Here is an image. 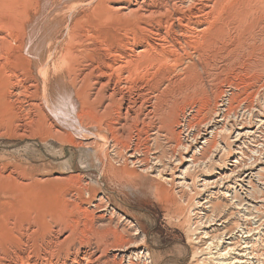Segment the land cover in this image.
<instances>
[{"label":"bare ground","instance_id":"bare-ground-1","mask_svg":"<svg viewBox=\"0 0 264 264\" xmlns=\"http://www.w3.org/2000/svg\"><path fill=\"white\" fill-rule=\"evenodd\" d=\"M67 1L69 0H0V125L3 126V132L17 133L21 121L26 118L27 123L36 124V129L38 126L48 130L49 135H56L58 139L74 143V132L77 131L66 127L69 118L61 116V110L56 108L61 105L62 109H65L62 102L73 97L76 105L72 104L70 109H78L77 115L70 111L68 114L72 113L77 117L75 123L79 124L77 129H80L81 134L93 136V144L99 145L100 140L107 145L112 142L118 157L124 158V154L131 153L124 159L126 164L128 161L133 164L147 162L146 171L153 169V165H150L148 158L140 159L137 154L142 152V146L148 153L152 139L156 143L162 137L175 139L177 148L190 150L191 147H197L199 138L203 135L202 130H205V135L210 136L205 137L202 142V159H196L195 153L193 154L192 164L183 170L185 178L177 175L173 171L174 167L169 168L170 178L163 176L166 169L159 170L158 177L175 187L189 189L187 175L191 172H202L192 179L191 185L195 186L196 191H207L214 185L225 187L228 191L224 193L219 189L218 192H221L235 209L233 216L237 219L230 229L219 236H212L210 242H205V249L208 250L206 254L209 256L207 258H210V264H257L259 259L254 262L251 255L257 257L259 254L254 253V250L247 253V246L242 247L240 241L230 248L222 250L219 247L227 234H231L232 238V234L236 230L240 232L241 229L250 235L264 226L260 204L264 201V195L257 186V183L264 185V167L260 166L261 168L255 171L259 164H264V138L259 135V139L253 140L256 144L250 150L249 163L243 158L246 153L241 150L242 155L235 157L237 161L236 165L230 168L231 173L223 174L221 171H225L230 158L239 153L232 144H241L239 142L243 140L245 143V138L251 134L241 130L254 124V117L259 132L264 136V104L260 106L262 110L256 109L254 104L245 105V111L240 116L242 120L236 116L229 125L235 100V88L230 86L231 89L225 91L219 100L213 116L204 121L203 129H197L196 132L186 130L187 142L189 138L192 139L189 144L178 138L179 131L176 126L185 133L189 124L178 121L175 107L178 95H175V92L170 95L177 84L186 81L192 84L195 93L207 94L202 85L205 77L203 74L210 77L209 71L215 61L226 59L229 55L226 35L222 28L217 27L216 22L226 5L239 0H100L99 7L103 8L99 14L100 21H110L111 30L119 28L115 30L116 34L106 32V40L99 41L100 43L87 42L91 30L85 27V16H76V8L81 4L79 2L87 0H77L78 2L71 6L64 4ZM252 1L247 0L249 4ZM66 7H69L70 12L75 9L68 18L65 16L67 19L52 18L53 10H65ZM239 16L247 19L248 14L240 12ZM41 21L48 22V27L62 23L70 34L68 44L80 49L73 51L67 48L65 54L58 56L52 52L51 38L37 54L31 46V33L38 29L36 27ZM61 64L65 73L54 79L59 90L52 95V92L49 93V86L53 82L48 77L53 74H50L52 68ZM180 91L183 97L188 95V92ZM168 92L170 93L167 94ZM254 95L259 103L264 101V98L260 99L264 97L260 90ZM32 110L40 116L39 121L30 117ZM237 125L241 126L234 131ZM235 132V139L231 141V134ZM98 145L96 149V146L94 147L96 153L99 150L97 157L101 151ZM207 151L210 156L206 155ZM152 157L158 165L163 155L155 154ZM180 160L179 163L183 164L182 156ZM102 166L106 169L107 164L103 163ZM218 167H223L219 172L220 178L212 182L205 178L203 188L197 189L198 178L209 175ZM245 169L249 172L242 176ZM3 173L0 172V180L13 175L10 173L5 176ZM58 178L60 177H55ZM232 179H235L234 184L226 185ZM16 183L25 186L24 181ZM230 191H233L231 195ZM68 202L73 203L72 200ZM208 202H194V205L199 208L206 206L204 204ZM74 211L79 212L78 209H72V212ZM206 215V221L203 220L204 217H199L195 222L199 229L205 223L216 221L217 214L214 211ZM3 229L6 233L4 241L0 238V260H6L3 264H111L107 254L114 247V250L119 249L120 252L114 254L113 262L118 258L124 262L128 258L127 264H131L133 255H139L140 258V255L144 254L139 244L131 238L119 235L117 231H113L112 239L97 234L89 236L94 226L75 225V221L70 217L60 216L56 225L47 224L42 228L27 226L24 230L22 226H3ZM23 232L26 234L25 238L22 237ZM198 233L201 232L196 234ZM39 234L48 236L46 241H42L37 247L32 238ZM205 235L210 233L205 232ZM17 242L21 246L20 250L17 248ZM4 244L12 249L13 257L5 251L2 246ZM213 249L218 251L212 252ZM203 251L202 249L201 252ZM232 254L236 256L232 257Z\"/></svg>","mask_w":264,"mask_h":264},{"label":"rangeland","instance_id":"rangeland-1","mask_svg":"<svg viewBox=\"0 0 264 264\" xmlns=\"http://www.w3.org/2000/svg\"><path fill=\"white\" fill-rule=\"evenodd\" d=\"M78 1L69 0L64 4L71 6ZM87 1L79 2L81 4L76 8L78 11L76 16H85L83 20L85 27L91 30V36L87 42L100 43L99 41L106 40V32L116 34L115 30L119 28L111 30L110 21H100L99 14L103 9L102 6L99 7L100 0ZM74 11L75 9L70 12L69 7H66L65 10H53L51 13L52 18L59 20L65 16L68 18ZM240 12L247 13V19L239 16ZM66 17L65 19H67ZM46 23L47 25H45ZM216 24L219 29H223L222 31L226 35L229 55L226 59L215 61L209 71L211 74L213 73L212 76L203 74L205 77L202 85L207 94L205 92L195 93L192 84L187 81L177 84L174 91L171 90V93H167L173 95L175 92V95H178L175 104L178 121L189 124V128L187 126L185 128V133L176 126L179 131L178 138L183 142H187L186 130L191 129L192 132H196L197 129H203L204 121H208L213 116L219 100L225 91L231 89L230 86L235 88V100L229 125L232 124L236 116L242 120L240 116L245 111V105L254 104L256 109L262 110L260 106L264 104V101L259 103L254 98L257 90L264 94V0H253L250 4L247 0H239L226 5ZM62 25L59 23L48 27V22L41 21L36 27L38 29L31 33L33 51L35 50L39 54L45 43L47 45L51 38L54 41L51 42L52 52L58 56L65 54L67 48H71L73 51L80 49L75 45L74 47L68 44L70 34ZM55 43L56 45H54ZM64 69H62V64L52 68L50 74L54 75L48 77L53 82L49 86V93L52 92V95L59 90L54 79L56 80L57 77L64 74ZM41 83L43 85L42 81ZM180 90L188 92V95L183 97L180 95ZM72 104L76 105L73 97L62 102L65 109H62L61 105L56 108L61 110V116L69 118V124L65 123L66 127L77 131L74 132L76 133L74 134L76 138L74 143L58 139L56 135H49L48 130L38 126L36 129V124L27 123L26 118L21 121L20 130L17 133L3 132V126L0 125V172H4L5 176L13 174L5 180H0V195L2 194L0 196V227L3 229V226L17 228L22 226L24 230L27 226L42 228L47 224L56 225L60 216L70 217L75 221V225L94 226V230L89 236L97 234V236L101 235L112 239L113 231H117L119 235L136 241L144 254L140 255V258H138L139 255L138 257L133 255L131 264H210L211 260L209 261L210 258H207L209 256L206 254L208 250L205 249V242H210L212 236H219L230 229L237 219L233 216L235 209L230 206L223 194L218 192L219 189L224 193L228 190L225 187L220 188L219 185H214L207 191H196L195 186L191 185L192 179L202 172H191L187 175L186 181L189 184V189L175 187L158 177L159 170L166 169L163 176L170 178L169 168L174 167L173 171L185 178L183 170L192 164L194 153L196 159H202L200 154L202 142L205 137L210 135H205V130H202L203 135L199 138L200 143L196 145V148L191 147L190 150L177 148L175 139L168 140L162 137L157 143L152 139L149 142L150 151L146 153L142 146V152L137 154L140 159L148 158L150 165L154 167L145 171L147 162L133 164L128 161L126 164L124 159L128 158L131 153L124 154V158L123 156H121L122 158L118 157L112 142L107 145L106 142L100 140L99 146L96 143L93 144V136L82 135L80 129H77L79 124L75 123L77 117L72 115V113L77 115L78 109H70L73 107ZM69 111L72 112L71 115L68 114ZM37 114L35 110H32L30 117L39 121L40 116ZM253 121L254 124L247 125L241 130L251 133L245 138V143L243 140L239 142L241 144L238 142L235 145L232 144V147L238 149L239 153L230 158L225 171H221L223 167H218L209 175L201 176L200 179L198 178L197 189L203 188L202 184L205 178L212 182L220 178V171L223 174L231 173L230 168L236 165L235 157H241V150L246 153L243 158L249 163L250 150L256 144L253 140L259 139V135L264 138L257 127L256 117ZM239 126L241 125L235 126L233 130L235 131ZM236 134L237 132L231 134V141L235 139ZM191 142L192 139L189 138L187 143ZM97 145L98 149L101 147L99 157L96 155L99 150L97 149V153L94 150ZM155 154L163 155L162 161H159L158 165L152 157ZM208 154L207 151L206 155ZM180 156L183 158V164L179 163L181 162ZM103 163L107 164L106 169H103ZM260 166L264 167V164H259L255 171L261 168ZM248 172L247 169L243 170L242 176ZM55 177L60 178L55 179ZM235 179L227 182L226 185L234 184ZM237 180L239 179L237 178ZM16 181H24L25 186H20ZM257 186L264 195V185L257 183ZM229 193L231 195L233 191ZM69 200H72L73 203H69ZM206 201H209L204 204L206 206L198 208V205H194V202L202 204ZM260 204L264 215V201ZM72 209H78L79 212H72ZM213 211L217 214L216 221L210 224L205 223L199 229L195 222L199 217H204L203 220L206 221V214L210 215ZM2 229H0V238L1 241H4L6 233ZM197 232L201 233L196 234ZM205 232H209L210 235H205ZM232 235V238L231 234L224 236L220 242V249L230 248L235 246V242L240 241L242 247L247 246V253L254 250V253L257 252L261 255V257L251 255L252 261L257 262L259 259L260 264H264V226L259 231L251 232L250 235L241 229L240 232L236 230ZM47 236L48 234L35 235L32 238L33 244L38 247L42 241H46ZM22 237L25 238L26 234H22ZM197 237L205 238L196 239ZM2 246L9 255L14 256L12 249L7 244ZM17 248L20 250L21 246L19 245ZM114 249L115 247L110 249L107 254L111 264H127L128 258L124 262L119 258L116 262L112 261L114 254L120 252L119 249ZM202 249L203 252H201ZM217 251V249L212 250L215 253ZM233 256L236 255L232 254ZM5 261V259H1L0 264Z\"/></svg>","mask_w":264,"mask_h":264}]
</instances>
